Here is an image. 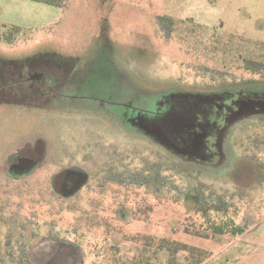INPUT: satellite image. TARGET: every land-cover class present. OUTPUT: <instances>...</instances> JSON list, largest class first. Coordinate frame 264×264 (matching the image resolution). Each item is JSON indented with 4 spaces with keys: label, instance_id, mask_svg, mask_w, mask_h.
<instances>
[{
    "label": "rangeland",
    "instance_id": "rangeland-1",
    "mask_svg": "<svg viewBox=\"0 0 264 264\" xmlns=\"http://www.w3.org/2000/svg\"><path fill=\"white\" fill-rule=\"evenodd\" d=\"M63 62L73 71L53 70L40 106L17 103L14 89L16 103L0 105V251L28 239L34 264H112L113 248L132 256L144 234L206 249L203 264L251 261L211 224L256 211L264 229V113L234 121L219 165L163 147L124 114L162 99L226 107L228 96L264 91V0H0V70L45 74ZM74 169L88 182L65 192ZM205 200L225 212L205 216ZM66 237L78 252L64 263Z\"/></svg>",
    "mask_w": 264,
    "mask_h": 264
},
{
    "label": "flooded vegetation",
    "instance_id": "flooded-vegetation-1",
    "mask_svg": "<svg viewBox=\"0 0 264 264\" xmlns=\"http://www.w3.org/2000/svg\"><path fill=\"white\" fill-rule=\"evenodd\" d=\"M65 63L50 66L53 69L50 68L51 72L45 74L20 70L10 73L2 68L0 70V105L16 103L8 101L12 93L11 90L14 89L19 94V100H22L17 103H25L28 107L40 106L41 103L38 100L42 95L49 93V88L53 87V70L58 73H66V75L73 71V68ZM183 94L188 97L197 96L192 92L179 95ZM159 101L162 102L157 104L154 111L146 106L143 114L134 115L131 112H125V119L129 125L139 128L142 133L163 147L193 158L196 162L204 165H219L221 163L219 158L222 151L219 144L221 145L226 133L235 125V118L243 120L250 115L264 113V91H248V95L243 101H239L232 95L228 96L226 107L222 105L219 107L212 100L208 102L186 100L171 107L165 106L163 99ZM32 150L33 148H31V152ZM28 161L30 158L23 157L20 158L19 164ZM83 177V172L74 169L66 177L67 180L63 185L65 192L85 186L88 180L83 181ZM51 242L54 243L55 240Z\"/></svg>",
    "mask_w": 264,
    "mask_h": 264
},
{
    "label": "trees",
    "instance_id": "trees-1",
    "mask_svg": "<svg viewBox=\"0 0 264 264\" xmlns=\"http://www.w3.org/2000/svg\"><path fill=\"white\" fill-rule=\"evenodd\" d=\"M44 4L62 6L65 0H34ZM165 18H162L164 22ZM13 29L19 30L18 27L14 26ZM9 42L13 41L14 33L10 30L6 35ZM251 61H248L250 63ZM259 67V65L257 66ZM199 190V194L203 191ZM208 198V197H207ZM204 200V199H203ZM199 209L203 210L206 214L211 210L216 212H225L222 207L212 206L209 207L208 202H202ZM208 221L210 216H208ZM211 227L216 233L225 234L230 233L233 236L241 234L245 225L243 222L240 224H235L233 221L229 220L225 224H218L213 221ZM9 237V236H8ZM58 239V238H57ZM56 239V240H57ZM135 254L132 256H124L119 254L118 249L113 248L111 254V260L115 264H202L204 260L208 257V252L206 249L191 245L186 242H182L176 239H169L166 237H158L154 235H141L138 234L133 237ZM17 242L20 243L18 252L14 249L11 238L9 237L6 241L5 251H0V264H32L31 253H30V242L27 240L18 239ZM116 249V250H115ZM165 251L167 254L166 258L161 257V252ZM187 251L189 257L187 261L180 262L178 260L179 252ZM119 254V255H118ZM124 259V260H122ZM112 263V264H113ZM97 264V263H93Z\"/></svg>",
    "mask_w": 264,
    "mask_h": 264
},
{
    "label": "crops",
    "instance_id": "crops-1",
    "mask_svg": "<svg viewBox=\"0 0 264 264\" xmlns=\"http://www.w3.org/2000/svg\"><path fill=\"white\" fill-rule=\"evenodd\" d=\"M249 212H250L249 219L247 221L243 220V224L245 225L244 231L241 234L229 237L224 243L226 245L224 248L228 250V248L234 249V247L236 248V246L242 245L244 252L243 258L247 261H248L247 258L250 257L252 258V260L247 262V264H262L261 258L259 259V256L255 254L256 253L255 250L264 248V229L261 228L259 231L257 230L258 229L257 227H259L262 224L263 219H261L258 215H256L257 214L256 211L255 212L249 211ZM67 242L71 243L72 249L65 254L64 263H67L69 258L78 252V246L74 241L71 240V238H67ZM32 251H31V259L33 253ZM238 258L239 257H234V259H238ZM32 264H34L33 259H32Z\"/></svg>",
    "mask_w": 264,
    "mask_h": 264
},
{
    "label": "water",
    "instance_id": "water-1",
    "mask_svg": "<svg viewBox=\"0 0 264 264\" xmlns=\"http://www.w3.org/2000/svg\"><path fill=\"white\" fill-rule=\"evenodd\" d=\"M237 120V118L234 119V121Z\"/></svg>",
    "mask_w": 264,
    "mask_h": 264
}]
</instances>
